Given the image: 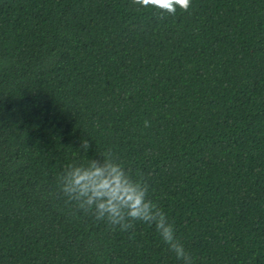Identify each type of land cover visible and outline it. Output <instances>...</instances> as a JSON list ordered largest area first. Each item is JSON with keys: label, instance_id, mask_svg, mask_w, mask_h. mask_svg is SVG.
<instances>
[{"label": "trees", "instance_id": "trees-1", "mask_svg": "<svg viewBox=\"0 0 264 264\" xmlns=\"http://www.w3.org/2000/svg\"><path fill=\"white\" fill-rule=\"evenodd\" d=\"M138 8L0 0V264H181L60 191L107 151L193 264H264V0Z\"/></svg>", "mask_w": 264, "mask_h": 264}, {"label": "clouds", "instance_id": "clouds-1", "mask_svg": "<svg viewBox=\"0 0 264 264\" xmlns=\"http://www.w3.org/2000/svg\"><path fill=\"white\" fill-rule=\"evenodd\" d=\"M132 4L175 15L177 7L187 11L191 0H132ZM144 123L145 127L150 126L147 120ZM90 147V141L82 139L80 148L87 152ZM101 154L105 163L92 159L87 168L69 165L58 176V186L68 201L95 220L119 226L122 231L131 229L133 221L154 225L175 258L181 264H193V257L177 237L174 225L158 205L147 199V184L142 179H134L132 170L118 163L111 151Z\"/></svg>", "mask_w": 264, "mask_h": 264}]
</instances>
